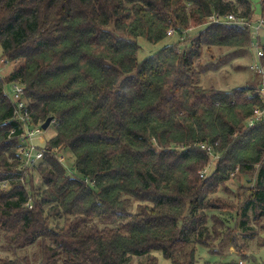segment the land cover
I'll return each mask as SVG.
<instances>
[{
	"label": "trees",
	"instance_id": "obj_1",
	"mask_svg": "<svg viewBox=\"0 0 264 264\" xmlns=\"http://www.w3.org/2000/svg\"><path fill=\"white\" fill-rule=\"evenodd\" d=\"M253 5L0 0V59L16 63L0 75V182L9 180L0 187V242L38 245L42 264H158L155 251L171 264H197L199 246L218 254L215 243L230 241L246 264H262L246 252L254 239L264 246V120L247 121L264 99L258 84L206 88L196 66L204 48L252 49L250 26L210 18L250 20ZM141 38L169 40L139 60ZM10 82L25 86L34 123L53 117L55 134L33 169L38 185L22 167ZM67 151L70 167L59 159ZM239 171L256 180L238 189L234 209L212 196ZM220 211H235L236 236ZM0 264L31 263L25 255Z\"/></svg>",
	"mask_w": 264,
	"mask_h": 264
},
{
	"label": "rangeland",
	"instance_id": "obj_2",
	"mask_svg": "<svg viewBox=\"0 0 264 264\" xmlns=\"http://www.w3.org/2000/svg\"><path fill=\"white\" fill-rule=\"evenodd\" d=\"M254 6V17L250 20L257 21L259 18H262V10L260 0H252ZM210 20V19H209ZM248 20L249 22H251ZM204 26H192L189 29V36L192 37L195 32ZM178 39V37H174ZM186 38V37H185ZM169 39H166L163 42L158 44H152L147 40L141 38L139 39L140 49L138 52L139 60H143L150 54L156 52L161 47H163ZM2 49L0 46V55ZM255 55L250 49V47H212L204 48L201 59L196 62L197 69L201 71V80L200 84L206 88H216V89H228L232 90L236 87H242L246 85H259L258 76L251 70L250 64L254 60ZM15 62H5V60L0 59V75L7 76L10 71L15 68ZM12 82L6 85L5 92H10L12 90ZM260 86V85H259ZM55 134L54 124L47 129H42L41 133L37 134L34 137V142L44 147V150L47 147V143ZM216 156V154H214ZM217 157V156H216ZM59 159L63 161L69 167L72 164L73 156L71 152L61 153ZM215 165V164H214ZM208 171V170H207ZM238 171V170H237ZM235 174V175H234ZM230 179L225 182V185L213 194L212 197L221 198L233 205L234 209L238 205V200L236 193L240 187L251 186L256 180L255 172H237L234 173ZM39 172L37 170H32L26 181L31 180L35 184H39ZM30 186V185H28ZM8 189V188H6ZM219 214L221 218L227 219L226 226H230V229H233L232 235H235L237 228L234 227L236 224V213L235 211L224 212L220 211ZM213 223L210 222V225ZM224 229V228H223ZM6 239H2L0 242V257H11L13 259H21L25 255H29V261L31 264H40L41 260L34 261L35 256L37 255L40 258L42 249L38 245L30 246L26 249H14L9 248L6 243ZM240 242V240L238 241ZM217 246V253L210 252L207 248L198 247L197 251V264H221L223 262H229L232 259H238V250L234 247L233 243L229 241H217L215 243ZM253 254L252 256L258 257L260 260L264 259V249L257 244V239H254L252 242H249V248L247 252ZM154 255L158 258V264H171V262L164 258L161 251H155ZM42 264V263H41Z\"/></svg>",
	"mask_w": 264,
	"mask_h": 264
},
{
	"label": "built area",
	"instance_id": "obj_3",
	"mask_svg": "<svg viewBox=\"0 0 264 264\" xmlns=\"http://www.w3.org/2000/svg\"><path fill=\"white\" fill-rule=\"evenodd\" d=\"M214 21H222L223 23H236L240 25L250 26L252 28V51L255 55L254 60L250 64L251 70L260 78L259 90L261 96L264 99V19L259 18L257 21L250 20L248 21L246 18H240L234 13H230L225 15L224 17H219L217 15H213L210 18ZM174 30L170 29L168 34H172ZM26 88L23 84L18 82H13L11 95L10 92H6L8 97L12 100L14 105V119L21 122L22 132L18 135L19 139V154L22 162V167L25 168L26 174H28V170L34 169V166L38 164V162L44 156V147L37 145L34 142V137L41 133L42 126L41 124H37L33 122L31 114L28 108V101L26 98ZM264 120V106L256 107L253 111V114L248 119L247 124L249 126L255 125L257 122ZM16 132L13 129L10 133L14 134ZM204 149H207L210 153L215 154L212 144H202ZM234 174V173H233ZM0 187L8 188L9 180H4L0 182ZM28 208L32 209L33 198L29 197L28 201L25 204ZM264 249V246L262 247ZM246 260L241 257L236 259V264H246ZM264 264V259L261 261Z\"/></svg>",
	"mask_w": 264,
	"mask_h": 264
},
{
	"label": "water",
	"instance_id": "obj_4",
	"mask_svg": "<svg viewBox=\"0 0 264 264\" xmlns=\"http://www.w3.org/2000/svg\"><path fill=\"white\" fill-rule=\"evenodd\" d=\"M52 122H53V117H49V118H48V119L42 124V128H43V129H47V128L51 125ZM215 169H216V167H215V166H212V167L210 168V170H209L208 175L211 176V175L214 173Z\"/></svg>",
	"mask_w": 264,
	"mask_h": 264
}]
</instances>
